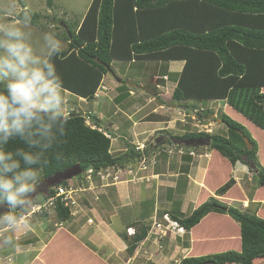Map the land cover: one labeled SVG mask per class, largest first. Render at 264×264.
Here are the masks:
<instances>
[{
    "label": "trees",
    "instance_id": "1",
    "mask_svg": "<svg viewBox=\"0 0 264 264\" xmlns=\"http://www.w3.org/2000/svg\"><path fill=\"white\" fill-rule=\"evenodd\" d=\"M46 3L48 7L52 6L51 0ZM223 10L264 17V0H92L76 31L64 27L65 36L62 38L68 46L54 58L66 92L85 101L93 100L108 73L107 69L115 61H184L171 95L172 101L201 119L211 112L205 105L202 107L195 103L223 102L243 120L264 132V93L261 92L264 88V31L260 28L246 30L240 24L232 28V18L223 14ZM30 15L31 25H38L37 16ZM22 16L19 14L17 20ZM187 19L193 21L187 22ZM159 81L165 82L163 79ZM119 86L127 88L123 83ZM153 89L158 98L156 85ZM120 93L115 98L118 102L123 97V92ZM87 119L95 129L86 124ZM218 120L224 126L222 134L184 133L171 139L175 142L210 139V145L205 149L214 151V161L225 160L231 167L238 162L248 165L252 184L264 187V166L259 160L256 140L243 124L231 116L220 112ZM98 129L101 128L95 116L70 112L64 143L57 149L62 156L56 159L55 155L49 154L40 182L79 164L81 174L75 181L78 187L85 188L88 185L83 176L86 169L94 171L90 183H97L100 179L95 176L96 172L122 166L139 155L129 146L124 155L112 156L111 140L106 138L105 131ZM244 137L248 139L251 150L247 149ZM166 142L163 140L162 144ZM22 147L26 146L21 141L8 145L9 150ZM69 185L65 181L51 188L46 196L41 194L42 203L54 196L56 188ZM234 185L235 180L230 177L216 189L215 196H224ZM215 196L186 217L167 211L165 215L185 229V234L210 213L228 216L239 227L241 250L187 257L179 264H253L255 260L264 259V219L223 203ZM35 198L33 201L41 204ZM61 198L54 202L53 212L58 223H67L71 221L72 213L63 205ZM26 212L18 210L16 214L23 216ZM47 213L42 209L39 215L46 216ZM132 226L135 227V235H121L127 243L129 256L150 229L145 223Z\"/></svg>",
    "mask_w": 264,
    "mask_h": 264
},
{
    "label": "crops",
    "instance_id": "2",
    "mask_svg": "<svg viewBox=\"0 0 264 264\" xmlns=\"http://www.w3.org/2000/svg\"><path fill=\"white\" fill-rule=\"evenodd\" d=\"M223 14L231 16V22L233 24L232 28H237L240 26L241 28L246 30L260 28V30L264 31V17L261 15L249 16L247 15V13L241 14L237 10H223ZM171 18L173 20L174 16L171 15ZM191 21H193V19H187V22ZM206 29L207 27H204V30ZM198 30L200 31L202 29L198 27ZM127 63H130L131 65L142 64L143 66L144 63H153L150 66H156L155 68L157 69H167V73H163L162 76L154 75V77H158L159 79L167 77V80L165 81L166 87H168V82L173 81V85H171V95L184 65V61ZM106 77L107 76H105L103 79L104 83L106 82ZM120 79L122 80V82L125 80L123 79V77H120ZM169 79L170 81H168ZM109 81L110 80H108V84L106 86H104V83L102 82L101 86L94 96L95 99L98 98L99 95H102V98L104 97L103 99H106L109 91H112L113 89L115 90L117 89V87H119V84L117 87L115 86L117 84L115 80H113L114 83H112V81L109 83ZM133 84L146 86L141 82H136ZM102 87L104 89H102ZM129 89L131 90L123 92L122 99L119 101V103H117L119 105L102 104L103 107H99L98 111H100V114H96V119L98 120V124L102 125V128L106 129L107 131H109L111 128L114 131L120 132L123 141H125L126 138L130 139L131 141L135 140L139 143H145L148 137L153 136V133L158 129L157 127L161 123L148 120L144 121V118L149 117L150 115L155 113L154 110L150 113L147 112L146 106L148 104L143 106V104L140 103V100H144V95H146L147 93L137 89ZM103 90H106V92L104 93ZM261 92L264 93V88L261 89ZM66 94L69 100L71 99V96L74 97V95L68 92H66ZM120 94L122 93L118 91L113 99H109L110 103H114L116 101L115 98ZM171 95L169 96L170 100ZM158 96H161L159 92ZM75 98L77 99V101L73 102L75 103V105L69 104L72 106L70 112L74 111L73 106L79 107L78 103L80 101H85L77 97ZM95 99H93V101H95ZM150 99L153 100L154 98L151 97ZM170 100H164L166 104L159 106V109L163 110L164 112V110L168 107L167 109L171 108V110H169L171 112L174 107H178L179 109L184 108L183 106H180L178 104L172 103V105L170 103ZM167 102L170 104H167ZM95 103L99 105V103ZM209 103V108H212L211 105H216V107H214L213 109H220V112L231 116L233 119L243 124L249 130L251 136L256 140L258 144L259 160L264 166V132L252 125L250 122L243 120V118L236 112H234L228 105L219 104V102ZM164 106L166 107L164 108ZM104 107L111 109V113L109 114V116L108 112L104 110ZM102 109L104 111H102ZM117 112L122 115V118L126 117L128 123L131 124L130 127L122 128L119 125V121L116 120L119 119ZM85 114H91L92 116H95V114L90 112H87ZM105 117L106 122L103 121V118ZM109 117H111V120L115 121L112 122L108 119ZM114 140L115 139H111V154L115 152L120 153V156L124 155L128 147L125 146V148H120L119 144ZM155 147L157 148V146L152 145L153 149H151L150 151L154 153L153 150ZM194 152V156H190L189 154L187 155L188 157H190L189 162L182 161V159L180 158L181 156L176 155V165L173 166V169H170L169 166V162L167 159L169 155L163 154V157L164 155H167V158L164 157L166 161L165 164H163L164 167L163 165L157 167V163L161 162V160L155 161L156 164L154 166H149L148 171L141 172L139 174V176L144 177L146 182L148 183H144V180H132V176L122 174L119 182L114 183L111 179L107 182H103L97 179V183L91 182L88 185H85V188L82 187V192L79 193V198L77 199L78 203L80 204L81 202L82 204V207H79V209H82L78 214H81L80 216L82 218L80 219L79 216H75L72 217L70 222L58 223L59 226L61 225V227L57 228L56 231H54L52 228L49 231L50 237L48 240V244L43 243L42 239H40L41 247L32 248V241H34L32 240V238L31 240H27L26 243H21L20 239L22 238H19V232L21 230H17L15 233H12L7 228L0 225V237H2V239L0 240V246L3 252H10L6 256L3 254L1 255L2 259L0 264H144V259L146 262H151L153 264H179L180 260L187 257H200L215 254L216 252L226 251L239 252L241 250V239L238 225L228 216L218 215L215 213H210L206 217H204L198 225L193 227L189 231V233L186 234L188 236H184V234L182 236H178L177 238L169 237L167 239L157 241L155 236H153L152 234H147L145 239L139 242L138 245H136L132 255L129 256L126 252L127 243L122 239L121 235L126 234L125 230L127 228H133L134 226L132 225L134 223H145L149 226L150 224H148L147 221L152 220V223L154 220L157 221L156 214L158 208H162L161 215L165 214L166 211L172 212L170 210L172 209L171 207L173 205V201L166 199L161 200V197L163 198L161 189H163L164 191V187H175V183L171 181V179H176L177 176L181 179L183 178V176L187 178L190 177L191 179H193L191 175L199 176V180L197 179L198 177L196 178V176L193 180L195 184L198 185L196 187H199L197 190L198 193L200 192V187H203L202 181L204 178V174L208 169L209 171L206 172V179L211 181L210 176L212 177L214 168H210V166L207 165L206 162L208 161L207 157L209 158V156H214V151H212V155H210L211 152L208 153L207 151L200 153L199 155L197 154L198 152L196 150ZM195 154L198 155V159L200 160L199 162H196V165H194V168H192L193 166L191 162L194 160L193 157H195ZM203 156L206 158L205 162L202 163L201 161L204 158ZM135 160L136 159H129L128 161H126V166L123 167L122 165L121 168H125V171L126 168L129 167L135 171L137 169V163ZM220 160L223 161L226 167H230L228 163L225 162V160ZM133 164L135 165V169L133 167ZM183 168L187 170L184 171ZM231 170L232 178L235 180V185L232 188H235V186L238 185L237 182L239 177L244 181V176L248 177L251 175L247 165H244L240 162H238L234 167H231ZM227 172H225V174L223 175L224 178L220 177L221 174L217 173V175L215 176V178L219 180L217 183H223L225 180L231 177L228 174L230 172V169L229 172ZM251 176L250 178L248 177V180L250 182ZM161 177H166L164 178L166 181H163ZM192 185H190L189 187H191ZM252 185V188L248 189V191L246 192L247 197H245V199L247 200V202L246 204H244L245 208L243 209L250 214H254L264 219V187L258 188L254 186V184ZM215 187H218V184L215 185L213 189H215ZM188 188H186L185 193L188 191ZM92 189L103 191L101 194H104L106 198L102 201L105 202L103 205H96L98 197L91 199L90 197L82 194L87 190L90 191ZM109 190H113L114 193L109 194ZM201 191L204 190L201 189ZM195 193V191L192 193L188 191V195L186 197L187 201H185L184 199L178 209L181 214H183L184 210H186L185 215H190L193 210H195L198 206H200L207 200L206 196L202 200L199 199L196 204H194V201L192 203L191 201L193 200V196ZM107 195L114 196H110L108 198ZM151 200H154V202L152 206L148 207L147 205ZM231 203L234 206H238V203L240 202L233 201ZM140 207L147 210L144 215H141ZM138 212L140 213L138 214ZM49 214L50 212L43 217L48 218ZM30 219L32 218H26L29 224L30 221H32ZM88 220H92L93 223L88 224ZM37 224H39L38 226H40L42 230H44L43 233L45 234L47 228L46 222L37 221ZM22 230V236H27L28 234H30L28 231L29 228L25 227ZM31 232L34 233L32 230ZM9 235L15 237V242L19 246L18 248H12L4 244V238ZM166 244L168 246V252L165 254L167 256H163L164 254H162L161 250H163V246ZM178 254L180 255V257L178 256ZM253 264H264V259L255 260Z\"/></svg>",
    "mask_w": 264,
    "mask_h": 264
},
{
    "label": "rangeland",
    "instance_id": "3",
    "mask_svg": "<svg viewBox=\"0 0 264 264\" xmlns=\"http://www.w3.org/2000/svg\"><path fill=\"white\" fill-rule=\"evenodd\" d=\"M92 0H51V7L47 6V0H0V24H3L5 22L8 23H15L17 20V16L19 14L24 13V10L26 9L28 11L29 14H35L37 16V19L39 21L38 25H31L30 26V30L32 32V42L34 44V46H36L37 48H39L41 46V44L43 43V35L46 32L49 31H54L58 38L63 42V48L64 50L67 48L68 44L66 42H64L62 36H65V29L64 27H68L70 28L73 32L76 31L77 26L81 23L88 7L90 6ZM153 63H144V66L142 64L139 65H131L130 63L127 62H112L110 69L112 74L119 78L120 77L124 80V83H136V82H141L144 85H146L147 87H150L151 89L154 88L155 85L159 84L160 88H157L160 95L158 98L153 97L150 94H146L144 95V100H140V103L143 104V106H146V111L147 112H151L154 110L155 113H153L152 115H150L149 117L144 118V121H155V122H160L161 124L157 127L158 129L153 133L152 137H148L147 141L145 143L143 142H137L135 140L131 141L130 139H126L125 141L122 140L121 138V133L118 131H114L113 129L110 128L109 131H107L106 129L102 128V125L98 124V126L105 131L106 133H109V135L111 136L112 139H115L114 141H116L120 148H125V146L127 147H132L133 151L136 153V150L138 148H140L142 146L143 150H146L147 152H149L152 148V145L155 146H160L158 147V149H156V147L154 148V153L153 152H149L150 155H154L155 156V161H160L159 163H157V167L162 166L163 164H165V158H167V155L163 157V154H168L169 157L168 162H169V166L170 169H173L176 165L175 161L177 160L176 155L181 156L180 158L182 159V161H190V158H188V156H186V153H189V151H192L194 149L192 148H187L185 146H182V148L180 147H176L178 146L175 142L171 139V137L174 136H180L184 133H196V132H205L208 134H216V133H224V126L220 123V121L218 120V114L220 113V109H213L214 107H216V105H211L212 108H209V104L210 103H195L197 105L201 104L202 107L203 105H205L206 107H208L209 112L207 114L206 118H199L197 116V114L194 115L193 112H189L187 109L185 108H181L179 109L178 107H174L172 109V111L170 112L169 110H171V108L169 109H165L164 112L163 110H160L159 106L166 104L165 101H169L170 98L169 96L171 95V85H173V81H170V79L168 81V87H166L165 82L164 85L161 81H159L158 83L152 79L155 76L159 75L162 76L163 73H167V69L165 68H160L157 69L155 68L156 66H150ZM156 64V63H155ZM108 75H106V79H105V83L103 81V85L106 86L108 84V80L109 83L112 81V83H114V77L112 74H110L109 72L107 73ZM160 80V79H158ZM157 80V81H158ZM116 87L118 86V84L115 85ZM117 87V89H113L112 91H109L107 98L103 99L102 95H99L98 98H93L95 99V101L90 100L89 102H79L78 106H73V112H78L81 114H85L87 112L93 113L95 114H100V111H98L99 107H103L102 104H117L119 103L118 101H115L114 103H110L109 99H113L114 96L119 92H127L129 89V87L124 88L122 87ZM120 89V90H119ZM107 90V89H106ZM106 90L103 92L105 93ZM154 90V89H153ZM153 97L154 99H150L151 97ZM71 99L69 100V104H74V101H77V99L75 98V96H71ZM72 100V101H71ZM152 100V101H151ZM165 100V101H164ZM149 101V102H148ZM151 101V102H150ZM95 102L99 103L96 104ZM170 103L172 104H177L176 102L170 100ZM167 102V104H170ZM172 104V105H173ZM192 104V103H190ZM219 104H224L223 102H219ZM119 105V104H117ZM70 106V109H72V106ZM181 106V105H180ZM166 106H164L165 108ZM199 109V108H198ZM104 110H106V112H108V116L111 113V109L104 107ZM102 109V111H104ZM71 111V110H70ZM158 111V112H157ZM185 111V112H184ZM157 112V113H156ZM117 115L119 116V119H116L119 121V125L122 128L125 127H130L131 124L128 123V121L126 120V117L122 118V115L117 112ZM116 115V117H117ZM98 116V115H97ZM107 116V117H108ZM198 117V118H197ZM109 120H111V117L108 118ZM103 121L106 122V117L103 118ZM112 122L115 120H111ZM236 121V120H235ZM238 122V121H237ZM161 138V139H160ZM163 138H165V140H167V142L165 144H162L163 142ZM132 139V138H131ZM157 142L159 144H157ZM129 143V144H128ZM133 144V145H132ZM184 152V155H181L180 152ZM198 153V155L200 153L206 152L207 150L204 147H201L199 149L196 150ZM168 152V153H166ZM208 153H210V155L213 154L212 151H207ZM111 154V152H110ZM113 154V155H112ZM111 155L114 157H120V153H115L113 152ZM198 155L195 154L194 160L191 162L192 163V168H194V165H196V162H199L200 159H198ZM156 156H157V160H156ZM204 157V156H203ZM205 158L204 157L202 159V163L205 162ZM136 159V158H135ZM176 159V160H175ZM134 160V159H133ZM207 165L210 166V168H214L213 170V175L211 178V181H209L207 178V174L206 172L209 171L206 170L205 174H204V178L202 181V186L200 187V192L198 193L197 190L199 187H196L198 185L195 184V182L193 181L196 176V178L199 180V176L197 175H191V177L193 179H191L190 177H185L183 176V178H179L177 176V178L175 179H171V181H173L175 183V187L174 188H170V187H164V191L163 189H161V193L163 198L161 197V200H171L173 201V205H172V209L170 211H172L174 214L176 215H180L181 212L178 211L180 204L183 202V200H186V197L188 195V191L192 192H196L193 196V200L191 201L194 204L197 203V201L199 199H203L204 197H206V199L210 198V197H214L215 196V191L216 189H218L221 185H223L225 182H227V180H225L223 183H217L219 180L217 178H215V176L218 174H221L220 177L224 178V174L225 172H230L228 173L231 177H232V170H231V165H229L230 167H226V165L220 161V160H216L214 161L213 156H209V158L207 157ZM132 161V160H131ZM227 162V161H226ZM228 163V162H227ZM125 164V165H124ZM156 164V163H155ZM154 164V165H155ZM229 164V163H228ZM123 167L126 166V162L122 164ZM153 164L151 166H154ZM164 167V165H163ZM249 168V166H247ZM151 168V167H150ZM227 169V170H226ZM250 169V168H249ZM169 170V169H168ZM184 171H186L187 169H184ZM148 171V170H147ZM210 175V174H209ZM208 175V176H209ZM251 176V175H250ZM250 176H248L250 178ZM122 177V176H121ZM120 177V179H121ZM245 177V178H244ZM243 180H241L242 178H238V185L235 186V188L230 189L224 196L222 197H216L217 200L226 203L228 205H232L234 206L231 202L236 201V202H240L238 203V206H234L237 207L238 209L242 210L243 208H245V205L247 200L245 199V197H247V191L248 189L252 188V183L248 180L247 176H244ZM163 181H166L164 178L166 177H161ZM76 180L75 178H72L70 181L68 182V184L70 185H75L76 182H74ZM144 180V183H148L146 182L145 178L143 177L142 181ZM141 181V182H142ZM196 181V180H195ZM95 183V182H94ZM89 184V183H88ZM193 184V185H192ZM218 184V187H215V189H213V187L215 185ZM190 185H192L191 187H189ZM195 185V186H194ZM252 185V186H251ZM76 186V185H75ZM239 186V187H238ZM189 187V188H188ZM186 188H188L187 192L185 193ZM201 189H203L204 191H201ZM212 189V190H211ZM82 192V191H81ZM103 191L102 190H97V189H92V190H87L86 192L82 193L87 197H90L91 199H94L96 197H98V201L96 205H103L105 202H102L103 200H105V196L104 194H101ZM108 192V191H107ZM114 191L113 190H109V194H113ZM244 193V194H243ZM185 195V196H184ZM77 196V197H76ZM76 200L79 198V193L78 195H76ZM108 198L110 196H114V195H107ZM264 197V196H263ZM36 201L42 203L43 202V197L41 194H38L35 198ZM78 202V200H77ZM95 202V201H92ZM154 200H151L148 203V207L152 206ZM98 206V207H99ZM79 207H82V204L80 202V204L78 203V206H76L73 209L72 212V217L75 216H79V218L81 219L82 217L79 214V211L82 209ZM8 211L7 207L2 206L0 207V213H4ZM53 210H50V214L48 215V218H44L43 216H40L39 213L34 214L29 216L30 220V225L31 228L28 230L30 234H28L27 236H22V229L25 228L24 225H21V228L18 229L21 230L19 232V238L21 240V243H26L27 240H34L32 241L33 245L32 248H37V247H41V240L42 242L45 244H48V240H49V231L52 228L54 231L57 230V228L61 227V225L59 226L58 224V220L55 216L54 212H51ZM140 211H141V215H144L147 210L142 209L140 207ZM161 211L162 208H158L157 210V214H156V220L159 221L161 220ZM186 210H184L183 212V216L186 217L185 212ZM244 211V209L242 210ZM28 212V209H27ZM48 212V213H49ZM82 212V211H81ZM140 212H138L139 214ZM38 215V216H37ZM155 215V214H154ZM35 217V218H34ZM145 217V216H144ZM263 219V218H262ZM45 221L46 222V232L45 234L43 233L44 230H42V228L40 226H38L39 224H37V221ZM28 221V220H27ZM148 224L152 223L151 221H147ZM88 224H92V220H88L87 221ZM4 227V226H3ZM31 230L34 232L32 233ZM7 235V234H6ZM5 236V234H4ZM186 236V234L184 235ZM2 239V237H0V240ZM47 240V241H46ZM162 254H164L163 256H167L165 255L168 252V246L167 244L163 246V250ZM2 248L0 246V262H1V255H7L10 252H3ZM216 253H221V252H216ZM31 254V252H30ZM33 254V253H32ZM178 256L180 257V255L178 254ZM178 257V258H179ZM177 260V258H176ZM144 264H153L151 262H146L145 259L143 260ZM173 262V261H172Z\"/></svg>",
    "mask_w": 264,
    "mask_h": 264
},
{
    "label": "clouds",
    "instance_id": "4",
    "mask_svg": "<svg viewBox=\"0 0 264 264\" xmlns=\"http://www.w3.org/2000/svg\"><path fill=\"white\" fill-rule=\"evenodd\" d=\"M31 22L25 9L22 19L0 24V205L8 206V211L0 213V225L12 233L22 224L31 228L16 213L34 206L49 154L56 159L62 156L57 149L64 143L70 119L64 81L54 62L63 53V42L49 31L37 48L32 42ZM13 141L26 147L9 150ZM4 244L19 247L12 235L4 238Z\"/></svg>",
    "mask_w": 264,
    "mask_h": 264
},
{
    "label": "built area",
    "instance_id": "5",
    "mask_svg": "<svg viewBox=\"0 0 264 264\" xmlns=\"http://www.w3.org/2000/svg\"><path fill=\"white\" fill-rule=\"evenodd\" d=\"M159 78L154 77L153 80L154 82L157 81ZM163 80H167V77H163ZM157 88H160V86L157 84ZM102 89H104L102 87ZM195 115V114H194ZM87 125H89L91 128L95 129L96 127L91 124L89 119H87L86 122ZM101 131V129H98ZM104 135L106 138L111 140V136L104 132ZM139 155L136 157V163H137V169L134 171L131 168H121V166L117 167H111L107 168L102 171H98L95 173V176L99 178L103 182H107L110 179L112 182H119L120 177L122 174H127L128 176H132V180H142L143 177L139 176L141 172H146L148 170V167L151 166L152 164L154 165L155 162V156H151L150 153H148L146 150H143L142 146L136 150ZM180 154L184 155V152H180ZM190 156H194L193 151H189L188 153ZM150 155V156H149ZM134 161V164H135ZM133 164V167L135 169V165ZM94 174V171L92 169H86L85 172L83 173V176L85 177V181L87 183H90L92 179V175ZM71 182V181H68ZM76 182V181H74ZM76 185V186H75ZM75 185H69V187L64 188L59 186L58 188L55 189V194L54 196L50 197L47 199L46 202L44 203H37L34 202V206L28 209V212H26L23 217L26 219L27 217L40 213L42 209H44L46 212H49L50 210H53L54 202L56 201L57 198L62 197L61 200L63 202V205L65 207H69L71 209V213L73 212V209L78 206V202L76 200V195L82 191L81 187H78V184L75 183ZM76 196V197H75ZM185 233V229H183L178 223L172 221L168 215H162L160 221H153V223L150 226V230L148 234H152L155 236L157 241H161L163 239H167L169 237H174L177 238L178 236H182ZM126 234L128 236H133L135 234V229L134 228H127L126 229Z\"/></svg>",
    "mask_w": 264,
    "mask_h": 264
},
{
    "label": "water",
    "instance_id": "6",
    "mask_svg": "<svg viewBox=\"0 0 264 264\" xmlns=\"http://www.w3.org/2000/svg\"><path fill=\"white\" fill-rule=\"evenodd\" d=\"M107 70L110 74H112L110 68H108ZM113 77H114V80L117 82V84L123 83L129 88L137 89V90L146 92V93L152 95L153 97L157 96V93L153 89H151L150 87L139 85V84L124 83V82H122L121 79L115 77L114 75H113ZM243 139H244L245 145L247 146V149L251 150V145H250L248 139L245 137ZM176 144L178 146L182 145V146L193 147V148L208 147L210 145V139L206 138V139H191V140H185V141H181V142L177 141ZM80 174H81V167L79 164H75V165H73V166L53 175V176H50V177L42 180V182H40L37 186L33 200L38 194H43L44 196H46L51 188L58 186L65 181H70L72 178H75V177L79 176ZM4 206L7 207V209H8L7 205H4Z\"/></svg>",
    "mask_w": 264,
    "mask_h": 264
},
{
    "label": "flooded vegetation",
    "instance_id": "7",
    "mask_svg": "<svg viewBox=\"0 0 264 264\" xmlns=\"http://www.w3.org/2000/svg\"><path fill=\"white\" fill-rule=\"evenodd\" d=\"M197 139H206V138H197ZM163 140H165V138H163ZM157 144H159L158 142H157ZM165 144V143H164ZM161 146V145H160Z\"/></svg>",
    "mask_w": 264,
    "mask_h": 264
}]
</instances>
